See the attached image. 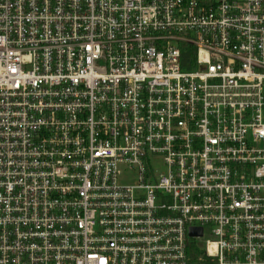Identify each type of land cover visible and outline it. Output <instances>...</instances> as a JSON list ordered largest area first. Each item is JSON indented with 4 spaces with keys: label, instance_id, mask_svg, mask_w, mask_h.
Masks as SVG:
<instances>
[{
    "label": "built area",
    "instance_id": "2783aa9c",
    "mask_svg": "<svg viewBox=\"0 0 264 264\" xmlns=\"http://www.w3.org/2000/svg\"><path fill=\"white\" fill-rule=\"evenodd\" d=\"M0 264H264V0H0Z\"/></svg>",
    "mask_w": 264,
    "mask_h": 264
},
{
    "label": "rangeland",
    "instance_id": "374dc122",
    "mask_svg": "<svg viewBox=\"0 0 264 264\" xmlns=\"http://www.w3.org/2000/svg\"><path fill=\"white\" fill-rule=\"evenodd\" d=\"M162 164H161V162H158L157 164H156V171L157 172H162L163 171V169H162ZM135 179V176H134V174L133 175H131V176H129V177H122L121 178V181L123 182V183H130V182H132L133 180Z\"/></svg>",
    "mask_w": 264,
    "mask_h": 264
},
{
    "label": "water",
    "instance_id": "95a60500",
    "mask_svg": "<svg viewBox=\"0 0 264 264\" xmlns=\"http://www.w3.org/2000/svg\"><path fill=\"white\" fill-rule=\"evenodd\" d=\"M194 234H195V235H201V234H202V232H201V231H199V232H195Z\"/></svg>",
    "mask_w": 264,
    "mask_h": 264
}]
</instances>
